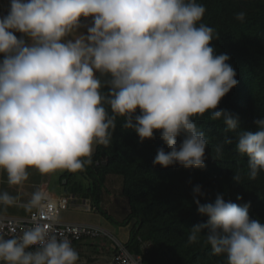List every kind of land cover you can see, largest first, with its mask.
Returning a JSON list of instances; mask_svg holds the SVG:
<instances>
[{
    "label": "clouds",
    "instance_id": "1",
    "mask_svg": "<svg viewBox=\"0 0 264 264\" xmlns=\"http://www.w3.org/2000/svg\"><path fill=\"white\" fill-rule=\"evenodd\" d=\"M206 11L198 0H10L0 17V172L18 191H0V213L17 204L32 171L84 172L95 147L109 145L117 117L141 142L160 132L170 151L159 148L154 165L203 168L208 140L194 118L209 113L235 135L256 180L264 172V119L252 132L239 127L238 115L217 110L238 81L230 56L211 46L218 34L202 23ZM201 195L196 186L194 202L208 220L190 229L188 244L207 229L205 243L225 264H264V223L250 218V205L222 195L201 204ZM23 207L33 223L18 236L0 225V264H78L72 241L53 227L59 209L49 194L37 189Z\"/></svg>",
    "mask_w": 264,
    "mask_h": 264
},
{
    "label": "trees",
    "instance_id": "2",
    "mask_svg": "<svg viewBox=\"0 0 264 264\" xmlns=\"http://www.w3.org/2000/svg\"><path fill=\"white\" fill-rule=\"evenodd\" d=\"M198 3L207 9L202 23L218 34L211 45L215 54H228L237 73V86L221 100L217 110L238 115L241 129L258 131L254 121L264 119V0H198ZM241 11L246 14L243 22L235 19V14ZM3 58L0 54V60ZM194 120L208 140L203 168H185L179 163L167 168L154 165L159 148L170 151L160 132L154 134V139L141 142L134 130L121 127L123 118L117 117L109 145L95 147L93 164L84 171L89 179L86 195L93 199L98 210L108 181L119 182V193L129 207V214L121 224L135 220L126 247L141 255L142 264H225V258L215 256L205 243L207 229L197 243L188 244L190 229L208 220L194 202L196 186L203 193L196 197L201 204L214 203L222 195L225 201L249 204L250 218L264 223V172L256 180L248 178V158L236 150V137L225 131L227 126L222 120L213 121L209 113ZM226 137L232 140L231 144L225 143ZM183 139L177 138L178 146ZM218 147L222 148L220 158H216ZM236 173L240 182L234 179ZM238 196L243 199L238 200Z\"/></svg>",
    "mask_w": 264,
    "mask_h": 264
},
{
    "label": "crops",
    "instance_id": "3",
    "mask_svg": "<svg viewBox=\"0 0 264 264\" xmlns=\"http://www.w3.org/2000/svg\"><path fill=\"white\" fill-rule=\"evenodd\" d=\"M10 5V0H0V17L7 14L8 8ZM82 23L85 25L91 24V19L85 20L82 18ZM79 33L87 34V27H82L78 30ZM17 35V38H22L23 34L21 33H15ZM24 39H28L27 37H23ZM71 38V37H69ZM30 43V41H29ZM95 151V149H94ZM86 176L84 172L73 174L70 172H62L57 173L52 176H41L39 173L32 171L29 177V180L25 182L24 186L19 189L20 192V200L17 202V204L13 207H9L7 212L0 213V215L4 216H15V217H26L30 213L26 212L23 204L27 203V201L31 198L32 192H34L37 189H42L43 191L54 195H67L71 194L75 197V200L73 201V204L70 208L63 211L61 214V219L65 222H81V223H88L93 224L96 226H100L103 229L109 231L110 233H116L120 237H122L123 242L126 243L130 238V229L132 224L135 222L133 219L129 224L122 226L121 228L116 229V227L111 224L109 221H106L101 214L97 210V206L94 204L93 199L91 197H88L86 195ZM114 180H109L107 183V190L105 191V194L103 196L102 203L104 205L108 204H117L122 202L123 205L117 204L116 209H119L125 205L128 206L127 200L120 195V193L113 192L109 189V184L112 183ZM110 182V183H109ZM113 184V183H112ZM109 189V190H108ZM0 191H8L12 195L17 194V188L16 187H10L7 184V176L6 173L0 172ZM120 199V200H118ZM89 202L93 209L89 212L91 215L89 216H82L77 215V213H73V210L76 212L79 211H86L84 208H82L80 205L83 204V202ZM94 212V213H93ZM91 245V246H90ZM94 245V246H93ZM74 248L79 250L80 248H85L86 250L91 248L92 251H95L94 256H91L90 258L85 259L82 256L86 255L84 253H79L80 261L78 264H114V256L116 252V248L112 246L111 240L109 241L106 236H102L99 238H89L86 239L80 243H76L73 245ZM110 248V255H107V257L100 256L101 250L103 252H106L107 249ZM77 250V252H78ZM113 253V254H112ZM84 254V255H83Z\"/></svg>",
    "mask_w": 264,
    "mask_h": 264
},
{
    "label": "built area",
    "instance_id": "4",
    "mask_svg": "<svg viewBox=\"0 0 264 264\" xmlns=\"http://www.w3.org/2000/svg\"><path fill=\"white\" fill-rule=\"evenodd\" d=\"M49 196L56 202L59 209V222L53 225L57 234L63 233L64 236H67L72 241L73 245L89 238L111 236L116 244L114 264H142L141 255L131 253L124 242L102 227L88 223L63 221L61 219V214L73 204V201L75 200L73 195L67 194L54 196L49 194ZM80 206L86 211H91L93 209L92 205L87 201L83 202ZM32 223V214H29L26 217L0 215V225H3L4 233L8 236L20 235L22 229L30 227Z\"/></svg>",
    "mask_w": 264,
    "mask_h": 264
},
{
    "label": "rangeland",
    "instance_id": "5",
    "mask_svg": "<svg viewBox=\"0 0 264 264\" xmlns=\"http://www.w3.org/2000/svg\"><path fill=\"white\" fill-rule=\"evenodd\" d=\"M118 179H120L118 176H116ZM86 183L88 184L89 183V179H87L86 178ZM110 183V182H109ZM113 183V184H112ZM112 183H110L109 184V189L110 190H112L113 192H116V193H118V192H120V186H119V182L118 181H113ZM118 200H120V199H118ZM117 204H119V205H123V203L122 202H120V203H118L117 202ZM117 204H108V205H104L102 202L100 203V209L101 210H99L98 212L101 214V216L106 220V221H109L111 224H113L115 227H116V229H118V228H121L122 226H125L124 224H121L124 220H125V217H127V215L129 214V207L127 206V205H125L124 204V206L121 208V206L119 207V209H116V206H117ZM98 210V209H97ZM104 212V213H103ZM106 212V213H105ZM73 213H77V215H82V216H89V215H91L89 212H87V211H81V212H79V211H75V210H73ZM94 213V212H93ZM105 214H108L109 215V217L108 216H106ZM115 237H117L118 239H120L121 241H123L122 239V237H120L118 234H116V233H112ZM107 237V239L110 241L111 240V242H112V246L113 247H115L116 248V244H115V242L113 241V239L111 238V236H106ZM91 246V245H90ZM89 246V247H90ZM94 246V245H93ZM88 247V249H90V250H86L85 248H80L79 250H78V253H84V254H86V255H84V256H82L83 258L85 257V259L84 260H86V259H88V258H90L91 256H93V257H96V256H94V254H95V251H92V249L91 248H89ZM110 253V248L109 249H107V251L106 252H103V250H101V253H100V256H103V257H107V255H110L109 254ZM104 254H107V255H104ZM113 254V253H112Z\"/></svg>",
    "mask_w": 264,
    "mask_h": 264
}]
</instances>
